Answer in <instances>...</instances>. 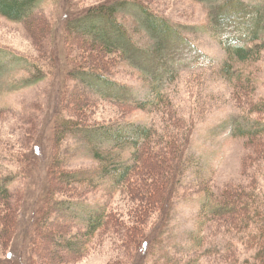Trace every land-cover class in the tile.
Returning a JSON list of instances; mask_svg holds the SVG:
<instances>
[{
	"label": "rangeland",
	"instance_id": "rangeland-1",
	"mask_svg": "<svg viewBox=\"0 0 264 264\" xmlns=\"http://www.w3.org/2000/svg\"><path fill=\"white\" fill-rule=\"evenodd\" d=\"M223 1L43 0L35 15L24 22L0 16V183L10 185L21 226L13 241L0 240V264H30L35 255L37 264H132L141 243L137 240L151 234L158 241L148 264H188L198 258L208 264L209 248L219 257L212 261L223 263L228 239L223 241L234 222L214 221V214L204 211L211 198L206 190L224 197L228 189H242L264 200V52L260 60L237 61L234 78L226 77L231 59L211 24L214 8ZM242 1L258 6L264 15V0ZM104 2H126L120 20L144 47L153 43L149 40L153 37L141 24L140 5L175 23L213 63L195 62L190 51L182 52L184 57L162 86L166 100L152 104L158 93L151 96L154 82L147 70L132 65L122 53L100 52L72 24L77 16ZM82 69L99 71L128 93H112L92 77L78 76ZM35 76L43 80L25 84ZM119 97L128 100L114 99ZM58 123L60 131L66 132L62 140ZM129 124L156 128L161 139L158 153L166 149L171 158L172 149L167 150L164 140L179 138V143L187 144L179 188L165 214L162 203L152 200L155 205L149 206L146 194L152 191L145 189L144 182V190L130 195L118 185L121 179L115 183L111 177L112 171L133 162L132 150L105 142L112 151L107 165L95 156L100 141L97 128ZM246 132L254 135L246 137ZM56 161L64 163L68 172H62L67 175L52 178ZM149 167L155 176L164 174L159 158L154 157ZM50 185H54L55 199ZM153 189L157 197L165 190L160 184ZM52 208L56 213L50 220L44 218L43 236L37 240L38 212ZM97 209L103 213L109 209L114 221L107 232L89 242L90 254L77 258L66 242L88 231L84 216ZM5 211V204H0V224ZM261 222L253 223L251 231L258 232ZM52 229L59 239L51 238ZM242 251L240 261L245 264L248 255Z\"/></svg>",
	"mask_w": 264,
	"mask_h": 264
},
{
	"label": "trees",
	"instance_id": "trees-1",
	"mask_svg": "<svg viewBox=\"0 0 264 264\" xmlns=\"http://www.w3.org/2000/svg\"><path fill=\"white\" fill-rule=\"evenodd\" d=\"M42 1L0 0V16L6 17L14 22H24L35 15ZM125 3L104 2L98 4L84 15L77 16L72 24L77 26L76 29L79 30L81 35H87L85 37L87 42L90 43L93 40L91 43H96L97 48H101L99 50L100 52L111 55L122 53L132 65L138 68L143 66L155 84L151 86L153 93L151 96L158 93V98L155 97L151 101L152 104H158V101L161 100L163 102L166 100V92H163L162 86L166 84V80L169 74H171V68L176 63L178 64V61L184 57L180 55L182 52L186 53L190 51L194 55L193 61L195 62L204 63L203 61H206L210 65L213 63L211 58L199 50L189 39L188 35L181 31L175 23L166 17L152 13L145 6L140 5L143 13L141 24L146 31L151 32L153 37V40L149 38L153 43L148 47H144L136 41L128 27L120 20L121 10L126 5ZM129 5L127 3V6ZM214 10L215 14L213 15L211 24L215 25L221 42L231 59L227 63L225 68L226 74H224L227 78L232 79L237 61L249 63L261 59L264 52L261 49V46H264V15L261 14L258 6L254 7L253 5L246 4L242 0H225L216 9L214 8ZM154 39H158L159 42L154 43ZM261 42L262 44H260ZM125 43L131 49L126 48ZM82 50L86 52L85 48H82ZM1 54L2 52L0 50ZM152 71L154 74H152ZM81 72H77L76 74L78 76L81 75V77H92L96 84L105 85L112 93L118 91L120 93H128L122 84L109 80L97 70L82 69ZM160 78L165 79V82L162 83L159 80ZM42 80L39 76H35L27 80L25 84L36 85ZM114 99L124 102L128 100L125 97ZM71 123L73 124V122ZM61 129L62 126L58 123L57 131H59L58 135L61 136L62 140L66 132H61ZM95 132L100 140L97 141L95 156L102 164L105 163L107 165L108 157L112 156V153H110L112 151H109V148L105 146V142L109 146L113 145L117 148L132 150L131 158H133V162L126 163L122 169L118 170L117 168L111 172V177L115 183H117L118 179H121L118 185H120L122 192L130 195L139 193L144 190L141 187V183L144 182L145 189L150 188V191H152L146 194L149 206L153 207L155 204L160 205L162 203L163 207L160 208H164L163 214H165L172 205L176 190L179 188L182 165L186 160L184 148H187V144L179 143V138L173 139L171 137L173 141L164 140L168 145L167 150L172 149L174 156L171 158L168 155L170 152L166 151V149L159 150L158 153V146L160 145L161 139H159L160 133L156 128L154 129L146 125L129 124L122 127L97 128ZM253 135L252 132H246L245 136L252 137ZM37 150L38 147L35 149V153ZM154 157L160 159V164L164 171V174L161 176H155L154 170L149 167V163L153 161ZM63 164L60 165L58 161L53 164L51 169L52 178L56 177V175L60 176V174L67 175L66 172H62V170L67 171L63 167ZM157 184H160L165 189H163L164 193L159 197H157L153 189ZM169 185H171L170 189H168ZM53 186L50 185V189L55 199L57 196ZM206 191L208 192L207 196H211V198L209 201H206L204 211L213 213L214 221L227 219L234 222L233 227L223 241L225 243L226 239H228L227 246H224L222 256V259L226 258L221 264H242L239 253L245 248L246 250L241 253L242 255H248L245 264H264V200L258 193L247 194L248 191H243L242 189H228L224 197L217 196L211 192V188ZM152 200L155 201V204H152ZM13 201V192L10 189L9 183H0V204L4 203L7 207V211L4 212V217L0 224V240L2 239L1 241H4L6 239L5 242L9 240L13 241L14 236L21 228L20 223L16 220ZM205 212L202 213L203 217H205ZM55 213L53 208L43 210V214L38 212L39 218L37 219V228L35 231V238L37 240L43 236L42 221L44 218L45 220H50ZM84 217H87L88 220V231L85 234L83 232L77 234L79 236L74 235L69 239L70 241L66 242L67 249L72 251V254L80 259L90 254L89 242L96 237L99 238V236L108 231L114 221L115 215L111 214L109 209L105 213L97 209L92 210L90 214ZM260 221L263 222L259 224V231L252 232V224ZM160 228L158 226L156 230ZM51 231V238L58 237L59 234L54 229ZM81 236L83 237L82 239L79 238ZM231 236L232 238H230ZM233 239H235V244L232 243ZM139 240L141 243L138 248L137 257L132 264H148L150 252L158 239L151 234L147 238L138 239L137 243L140 242ZM203 240H207V237H203ZM40 246L38 242L35 243L36 248ZM206 254L209 257L208 264L217 263L211 259L219 258L216 256L214 249H207ZM229 257H233L234 259ZM201 262L202 259L198 258L188 264H202ZM37 263L35 255V257H32L30 264ZM154 264H157V262Z\"/></svg>",
	"mask_w": 264,
	"mask_h": 264
}]
</instances>
